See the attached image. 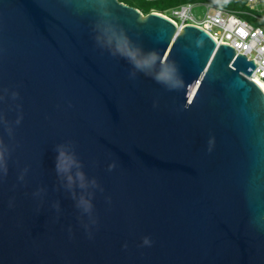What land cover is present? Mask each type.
Segmentation results:
<instances>
[{
  "label": "water",
  "instance_id": "water-1",
  "mask_svg": "<svg viewBox=\"0 0 264 264\" xmlns=\"http://www.w3.org/2000/svg\"><path fill=\"white\" fill-rule=\"evenodd\" d=\"M102 20L155 52V70L100 46ZM161 64L175 68L168 85L153 78ZM254 68L199 26L119 0H0V115L13 126L0 125V264H264ZM69 141L99 185L95 223L55 170Z\"/></svg>",
  "mask_w": 264,
  "mask_h": 264
},
{
  "label": "clouds",
  "instance_id": "clouds-1",
  "mask_svg": "<svg viewBox=\"0 0 264 264\" xmlns=\"http://www.w3.org/2000/svg\"><path fill=\"white\" fill-rule=\"evenodd\" d=\"M97 35L95 37L97 43L102 47L114 49V55H120L128 59L130 63L138 70L150 74V70H155L158 63V57L155 52H144L142 49L135 46L129 38L118 30L117 27L109 20H102L96 25ZM175 72L173 66H165L161 64L159 70L155 71L153 76L158 83L168 85L172 74ZM7 93L8 90L4 89ZM18 93L11 92L13 100L18 98ZM3 99V96H0ZM22 117L16 119L15 124L21 122ZM0 125H3L9 137L13 136V126L3 115H0ZM56 161L55 170L63 187L71 194V198L75 201V207L80 211L81 216L95 223L92 218L94 190L99 188L97 181L94 178H89L83 171L82 162L78 159L74 145L72 142L58 144L56 146ZM10 148L0 140V174L7 176L8 173V156ZM113 166L109 167V170ZM26 171V169H25ZM23 174L19 177L23 180ZM79 190V191H77ZM102 191V189H101ZM39 195V192L36 193ZM59 211V205H55Z\"/></svg>",
  "mask_w": 264,
  "mask_h": 264
},
{
  "label": "built area",
  "instance_id": "built-area-1",
  "mask_svg": "<svg viewBox=\"0 0 264 264\" xmlns=\"http://www.w3.org/2000/svg\"><path fill=\"white\" fill-rule=\"evenodd\" d=\"M246 1L251 10L207 5L202 18L194 14L193 2L158 13L173 20L180 28L187 24H194L208 31L218 44L231 45L236 51V56L243 54L248 60L255 62L250 78L264 83V15L257 13H264V10L259 9V4H264V0Z\"/></svg>",
  "mask_w": 264,
  "mask_h": 264
},
{
  "label": "trees",
  "instance_id": "trees-1",
  "mask_svg": "<svg viewBox=\"0 0 264 264\" xmlns=\"http://www.w3.org/2000/svg\"><path fill=\"white\" fill-rule=\"evenodd\" d=\"M119 1L138 8L140 11H142L143 14L146 15L152 11L164 12L170 7H175L184 3H190V2L192 3L198 0H119ZM231 9H237V7Z\"/></svg>",
  "mask_w": 264,
  "mask_h": 264
},
{
  "label": "rangeland",
  "instance_id": "rangeland-1",
  "mask_svg": "<svg viewBox=\"0 0 264 264\" xmlns=\"http://www.w3.org/2000/svg\"><path fill=\"white\" fill-rule=\"evenodd\" d=\"M193 3L195 4L193 12L198 18H202L204 16L207 10V5L222 6L229 9L237 7L238 9L251 10V8L249 7L250 5L247 3L246 0H198ZM259 9L264 10L263 3L259 4ZM253 11L256 12L255 10ZM166 12L169 13L168 11ZM257 13L264 15V13Z\"/></svg>",
  "mask_w": 264,
  "mask_h": 264
},
{
  "label": "bare ground",
  "instance_id": "bare-ground-1",
  "mask_svg": "<svg viewBox=\"0 0 264 264\" xmlns=\"http://www.w3.org/2000/svg\"><path fill=\"white\" fill-rule=\"evenodd\" d=\"M255 81L258 83V85L263 89L264 91V83L258 79H255Z\"/></svg>",
  "mask_w": 264,
  "mask_h": 264
},
{
  "label": "snow or ice",
  "instance_id": "snow-or-ice-1",
  "mask_svg": "<svg viewBox=\"0 0 264 264\" xmlns=\"http://www.w3.org/2000/svg\"><path fill=\"white\" fill-rule=\"evenodd\" d=\"M242 31V30H241Z\"/></svg>",
  "mask_w": 264,
  "mask_h": 264
}]
</instances>
